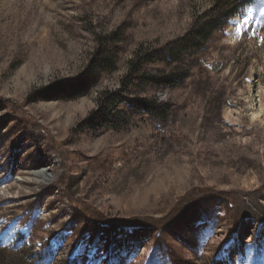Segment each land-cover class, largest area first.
I'll list each match as a JSON object with an SVG mask.
<instances>
[{
    "label": "rangeland",
    "instance_id": "rangeland-1",
    "mask_svg": "<svg viewBox=\"0 0 264 264\" xmlns=\"http://www.w3.org/2000/svg\"><path fill=\"white\" fill-rule=\"evenodd\" d=\"M241 1L0 0V264H264V0ZM140 56L171 85L129 88Z\"/></svg>",
    "mask_w": 264,
    "mask_h": 264
},
{
    "label": "trees",
    "instance_id": "trees-1",
    "mask_svg": "<svg viewBox=\"0 0 264 264\" xmlns=\"http://www.w3.org/2000/svg\"><path fill=\"white\" fill-rule=\"evenodd\" d=\"M233 2L232 7H229L228 9H225L224 11H222L221 7L220 8H216V11H219L216 15L217 16H222L224 18H231L235 13L238 12V8L240 6V4L242 3V1H236V0H231ZM230 5V2L228 3ZM220 22V21H219ZM219 22L217 21H213L208 19L204 24L201 25V27H195V29L191 30L190 32V37H192L193 39H197L199 42L201 41H205L208 38V34L210 35L214 30L220 28L223 26L224 22L219 25ZM189 37V38H190ZM185 40L183 43H180V46H182L181 48L184 49L186 47H195L198 48V43L196 45V43L194 44V42L189 39ZM179 46V45H178ZM111 53H98V60H100L101 62H103L104 64H106V66H112L113 64V58L110 57ZM136 56L139 55V53H135ZM178 55V51L174 50L173 51V56ZM109 57V58H108ZM173 59H175V57H173ZM146 60L144 56H140V58L137 60L138 62H133L131 61V64L129 66V75L126 78V80L128 79V81H134V80H139V81H143L144 83H149L152 82L154 84H159L162 83L163 86H170L171 85V79L169 77H162L160 79L155 78V77H151L149 75H147L146 73H144V71L142 70V66L140 65V61ZM129 88L131 85V82L129 83ZM125 87V84H123ZM146 103L148 104V102H146V100H142L141 104L142 105H146Z\"/></svg>",
    "mask_w": 264,
    "mask_h": 264
},
{
    "label": "bare ground",
    "instance_id": "bare-ground-1",
    "mask_svg": "<svg viewBox=\"0 0 264 264\" xmlns=\"http://www.w3.org/2000/svg\"><path fill=\"white\" fill-rule=\"evenodd\" d=\"M255 105H254V102L252 100L248 104V110L251 112L250 113V116H251V119L252 120L260 119L263 116L264 109H261L260 107H259V109H255L254 108ZM42 165H44V164H42V163L39 164V166H42ZM37 174L39 176L38 179H44V180H46V178L48 177V175L45 172H43V171H40Z\"/></svg>",
    "mask_w": 264,
    "mask_h": 264
}]
</instances>
